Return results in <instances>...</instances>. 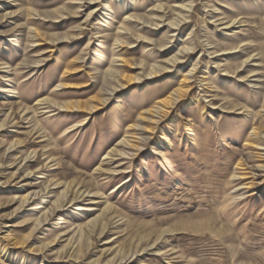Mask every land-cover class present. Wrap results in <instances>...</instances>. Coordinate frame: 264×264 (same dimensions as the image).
<instances>
[{
	"label": "rangeland",
	"instance_id": "obj_1",
	"mask_svg": "<svg viewBox=\"0 0 264 264\" xmlns=\"http://www.w3.org/2000/svg\"><path fill=\"white\" fill-rule=\"evenodd\" d=\"M1 87L0 264H264V0H0Z\"/></svg>",
	"mask_w": 264,
	"mask_h": 264
},
{
	"label": "bare ground",
	"instance_id": "obj_2",
	"mask_svg": "<svg viewBox=\"0 0 264 264\" xmlns=\"http://www.w3.org/2000/svg\"><path fill=\"white\" fill-rule=\"evenodd\" d=\"M117 1V3H120L121 2V0H116ZM161 10H162V7L160 8ZM159 11V10H158ZM234 23V22H233ZM233 23H228L227 25H226V30L227 29H229V28H231V25L233 24ZM222 54H225V53H222ZM178 61V60H177ZM154 72V71H153ZM157 73V72H156ZM96 74H98V73H96ZM7 93H9V91L7 90V88H5V87H1L0 88V98H2V97H4V95L5 94H7ZM178 94H180V93H178ZM68 109V108H67ZM2 110H0V112H1ZM38 161V160H37ZM88 203H90V201L88 202Z\"/></svg>",
	"mask_w": 264,
	"mask_h": 264
}]
</instances>
